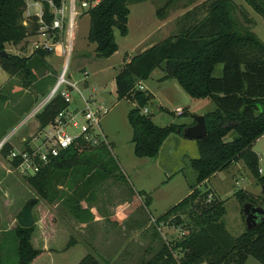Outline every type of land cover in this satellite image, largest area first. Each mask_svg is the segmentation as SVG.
<instances>
[{"label": "rangeland", "instance_id": "obj_1", "mask_svg": "<svg viewBox=\"0 0 264 264\" xmlns=\"http://www.w3.org/2000/svg\"><path fill=\"white\" fill-rule=\"evenodd\" d=\"M26 1L29 5L27 10L33 13L31 15L39 13L31 0ZM204 1L145 0L130 3L128 32L120 35L114 28L118 48L108 57L97 56L95 43L87 39L89 16L86 11L96 1L86 2V6L78 2L74 50L66 76L75 82L84 96L92 94L97 103L108 108L101 116L99 126L106 135V144L110 145L111 155L124 177H107L94 186L92 195L88 193V198L81 199L80 205L89 207L92 212V219L81 222L70 210L66 199L72 189L63 179H56L57 173L52 174L54 179L45 187L46 195H42L27 181L25 175L11 165L6 155L0 153V230L15 226L19 210L29 199H35L32 208L35 229L31 240L41 252L30 264H75L88 252L103 264H137L141 259L150 257L162 241L174 243L188 233L191 221L184 213L180 214L181 220L171 214L158 220L156 218L197 183L196 171L190 164V158L197 155L195 139L173 132L161 145L156 157L136 156L131 141L132 128L126 117L134 102L117 98L114 74L123 64L124 53L135 54L164 37L175 35L182 24L190 22L188 19L192 16L196 21L200 19L205 13L201 4ZM233 2L236 4L234 14L238 21L253 30L264 42L263 18L245 0ZM162 7L158 15L156 10ZM186 13H189L188 18L184 17ZM31 15L24 16L27 18ZM36 38L30 36L28 43L22 48H18V45L11 52L30 55L35 48L33 44ZM45 60L48 65L36 70L34 76L18 71L0 87L2 94L7 93L6 88H10L8 97L4 95L0 98V137L9 135L13 146L18 149L24 148L26 142L34 144L38 141L40 127L36 117L33 115L24 119L33 107L47 97L46 89L49 92L54 84L62 67L63 56L54 51ZM52 66L57 69L56 73L51 70ZM163 66L164 62H161L143 81L147 88H140L136 84V87L150 94L145 107L155 123L166 125L178 122L188 126L193 124L195 115L214 108L215 104L210 98H194L174 78H161ZM221 66V63L215 65L214 74H220ZM40 91H44L43 94ZM35 96L37 98L33 100ZM30 98L33 102L30 110L25 112ZM71 98L72 106H82V100L74 89ZM22 136H26V140L21 141ZM231 136L229 132L226 138L230 139ZM252 148L259 157L258 168H262L258 172L264 173V134L253 142ZM131 186L145 189L151 196L149 205L144 203V195ZM198 186L202 191L208 189L211 195L199 197L196 210L201 211L215 199H223L225 209L220 219L233 236L245 228L242 201L236 192L251 191L264 197V183L256 178L242 158L219 171L209 182ZM0 235H3L0 264H16L14 236L4 231H0ZM70 238L74 241H70ZM175 253L179 254V251ZM244 264L262 263L249 255Z\"/></svg>", "mask_w": 264, "mask_h": 264}, {"label": "trees", "instance_id": "obj_2", "mask_svg": "<svg viewBox=\"0 0 264 264\" xmlns=\"http://www.w3.org/2000/svg\"><path fill=\"white\" fill-rule=\"evenodd\" d=\"M54 1L57 4L60 2ZM80 1H96L86 11L89 16L87 39L95 43L97 56L108 57L118 48L114 28L120 35L128 32V5L145 0ZM245 1L264 20V0ZM201 4L205 13L200 19L196 21L192 16L188 19L190 22L182 24L175 35L164 37L130 55L114 76L117 98L134 102L126 114L132 128L133 153L138 157H155L171 133L183 135L184 123L159 125L142 111L150 94L136 84L164 62L161 78L172 77L190 96L208 97L215 104L213 109L203 113L206 135L195 140L197 155L190 158V164L196 171V185L240 158L264 183V173L258 172V154L252 148L253 142L264 134V42L238 21L233 0H205ZM46 8L45 5L43 16L49 22ZM25 10L26 0H0V50L6 49L8 42L17 44L37 32L38 17L31 15L25 18ZM162 10L163 7L156 13L160 15ZM188 15L186 13L184 17L188 18ZM6 51V55H0V67L10 75L24 71L26 75L34 76L36 70L48 65L45 57L50 51L47 49L36 48L30 55ZM218 63L222 66L220 74L216 75L214 69ZM3 97L4 94L0 93V98ZM66 106L67 102L59 93L54 95L35 114L39 126L52 121ZM229 132L232 136L227 139ZM26 148L29 149L27 145ZM11 149L9 141L0 145V153L4 155ZM18 161V157L14 158L12 165ZM38 163L37 172L26 176L27 181L40 194L46 195L45 187L54 179L52 174L57 173L56 179H63L72 189L66 199L70 210L81 222L92 219L90 208L80 205L81 199L88 198V193L92 195L94 186L107 177H124L111 155L110 145L103 142L95 146L77 142L51 156L47 162ZM196 185L156 218L171 214L181 220L180 214L184 213L191 221L188 233L174 243L162 241L150 257L141 259L137 264H180L174 256L176 250L181 253L179 259L182 264H244L249 255L264 264V214L253 212L249 225L245 221L244 230L233 236L220 219L225 209L223 199H215L201 211L196 210L197 199L210 194L208 189L202 191ZM138 193L144 194V203L149 205L151 196L143 190ZM236 194L242 201L244 220V211L251 213L252 207L264 206V197L241 190ZM34 227L35 223L21 226L17 222L11 228L0 230L12 233L16 240V264H30L41 252L31 240ZM2 238L3 235H0V249ZM70 241H74L73 238ZM75 264L103 263L88 252Z\"/></svg>", "mask_w": 264, "mask_h": 264}, {"label": "built area", "instance_id": "obj_3", "mask_svg": "<svg viewBox=\"0 0 264 264\" xmlns=\"http://www.w3.org/2000/svg\"><path fill=\"white\" fill-rule=\"evenodd\" d=\"M80 0H60L57 4L54 0H36L41 5L38 17V30L33 36H37L33 46L36 48L47 49L50 52L57 51L63 56L62 67L57 74L56 80L49 90L44 101L50 100L59 93L67 102V106L62 108L52 121L40 128L38 141L34 144H28L22 149L14 148L6 155L12 165L14 158L18 157L16 165H12L21 174L28 176L35 174L39 168V161L47 162L51 156L58 155L64 149L76 144L85 143L89 146H95L101 142H106V135L102 132L99 122L101 116L108 110L102 103H97L94 96L89 94L84 96L75 82L66 76V70L72 51L74 50L75 40V19L79 14L77 12L78 2ZM86 6L85 1L79 2ZM47 6L49 22L43 16V7ZM77 6V9H76ZM32 36V35H30ZM28 36V37H30ZM137 85L142 88L140 81ZM76 90L82 100V106H72L71 91ZM41 101L38 107L44 102ZM142 111L147 113V107ZM81 140V141H80ZM3 141H0L2 145ZM262 170L261 167L258 168ZM211 195V194H208ZM209 200V199H208ZM174 256L180 261L181 253ZM195 264V263H184ZM203 264V263H196Z\"/></svg>", "mask_w": 264, "mask_h": 264}, {"label": "crops", "instance_id": "obj_4", "mask_svg": "<svg viewBox=\"0 0 264 264\" xmlns=\"http://www.w3.org/2000/svg\"><path fill=\"white\" fill-rule=\"evenodd\" d=\"M32 1V5H33V7H38V9H39V11H40V8H41V5L40 4H38V3H36L35 2V0H31ZM28 3H27V1H26V10H25V12H24V15L25 16H27V15H31V14H33V13H30L28 10H27V8H28ZM24 16V17H25ZM28 38H30V37H27V39L24 41V40H22L21 42H19V43H17V44H13V43H11V42H8L7 44H6V50H9V51H14L16 48H17V46H18V48H22L23 47V45L24 44H26V43H28ZM151 45V44H150ZM149 46V45H148ZM148 46H146V47H148ZM16 47V48H15ZM146 47H143L141 50H143L144 48H146ZM15 48V49H14ZM140 50V51H141ZM15 53V52H14ZM130 53H124V57H122V63L124 62V61H127L129 58H130ZM125 56H126V58H125ZM123 58H125V60L123 61ZM40 70V69H39ZM51 70L52 71H54L55 73L57 72V69L54 67V66H52V68H51ZM85 73H88L87 71H85ZM116 74V73H115ZM115 74H114V76H115ZM41 75L43 76V74L41 73ZM9 76H11L6 70H4L2 67H0V87H3V84H5L6 83V81L9 79ZM145 79H143V80H141L140 81V83H141V85H142V87L143 88H147L146 86H144L143 85V81H144ZM6 90H7V93L5 94L4 93V95H5V97L7 98L8 97V95H9V90H10V88H9V90H8V88H6ZM114 90H115V95H116V85H115V80H114ZM43 92L44 91H40V94L42 93L43 94ZM37 93H38V91H37ZM36 93V94H37ZM46 93H48V91H47V89H46V92H45V94ZM36 96L34 97V99L33 100H36ZM204 98V97H203ZM197 99H202V98H197ZM43 101V100H42ZM31 102H33L32 101V98H30V104L29 105H27L26 107H25V109H24V111L25 112H28V110H30V107H31ZM46 102L47 101H44L39 107H38V105H39V103L35 106V107H33V109H31L32 111L30 112V113H28L27 114V116L25 117V119L24 120H26L28 117H31V116H35V114H36V112L37 111H40L42 108H43V106L46 104ZM202 114H203V112H202ZM37 124H39V122H38V120H37ZM40 127V126H39ZM41 128V127H40ZM169 137V136H168ZM167 137V138H168ZM26 136H22L21 137V141H23V140H26ZM166 138V139H167ZM166 139L164 140V142L166 141ZM196 140V139H195ZM0 141H9L11 144H12V142H11V140H10V138H9V135H4L3 137H0ZM164 142L162 143V144H164ZM29 144V142L27 143L26 142V145H28ZM16 149V147H14L13 146V144H12V149ZM161 148V147H160ZM160 150V149H159ZM158 154H159V152H158ZM157 154V155H158ZM156 155V156H157ZM155 156V157H156ZM196 156V155H195ZM234 163V162H233ZM233 163H231V164H233ZM230 164V165H231ZM122 169V168H121ZM219 171H221V170H219ZM219 171H216L215 173H213V174H211L208 178H206L205 180H203V182H201V183H206V182H209L211 179H212V177H214ZM122 173H123V171H122ZM131 188L132 189H136V192H138L139 191V189H137V188H133L132 186H131ZM140 190H142V189H140ZM190 190H191V188H189L188 189V191L185 193V195L187 194V193H189L190 192ZM145 193H146V191H145V189L143 190ZM214 192H216V190L214 189L213 190ZM248 192H250V193H252V194H255L256 195V193H254V192H251V191H248ZM144 195V194H143ZM221 199V198H220Z\"/></svg>", "mask_w": 264, "mask_h": 264}, {"label": "water", "instance_id": "obj_5", "mask_svg": "<svg viewBox=\"0 0 264 264\" xmlns=\"http://www.w3.org/2000/svg\"><path fill=\"white\" fill-rule=\"evenodd\" d=\"M6 54H7L6 49L0 50V55H6ZM194 117H195V122L183 128V131H182L183 136L194 138V139L202 138L206 135V125H205L204 115L197 114ZM34 204H35V199H29L17 213L16 220L21 226H30L34 223V217L32 213V208ZM251 209H252L251 213H247L246 211H244L245 221L247 225H249L251 214L253 212L256 211L259 214H264L263 205L259 204L257 206L252 207Z\"/></svg>", "mask_w": 264, "mask_h": 264}]
</instances>
